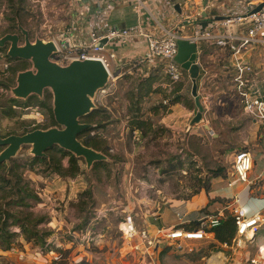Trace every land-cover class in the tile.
<instances>
[{
  "label": "rangeland",
  "instance_id": "1",
  "mask_svg": "<svg viewBox=\"0 0 264 264\" xmlns=\"http://www.w3.org/2000/svg\"><path fill=\"white\" fill-rule=\"evenodd\" d=\"M39 1L43 0H0V14L4 16L2 19L0 18V37L9 33H20L18 26H22L30 32L33 42L37 37L45 40L52 39V29L49 27L41 29L36 24L37 12L42 7ZM62 1L57 2L59 3L58 7H64L65 3ZM48 7L50 6L48 5ZM20 12L25 17L22 21L19 20ZM31 17L34 20L28 22ZM56 41L59 45L63 44L62 41ZM7 51L8 47L0 49V134L3 136L11 133H16L12 135H21L34 128L51 127L49 111L40 107L39 112L45 119L42 124H38L36 120H30L29 112L22 107L15 109L17 115L15 118L3 116V108L8 105L7 101L12 96L11 89L16 85L17 73L13 72L11 68L17 71L20 68L30 69L32 67L31 63L25 61L14 60L13 63H10ZM112 69L113 74L116 73V67L113 66ZM147 69L150 67L147 66ZM124 70H131V73H127L117 85L114 83V78L111 79L106 91L99 92L95 99L97 107L105 110L101 117L106 119L107 123L104 126L107 127L103 128L104 132L100 131L103 132L101 142L108 145L110 157H108L109 161L105 163L106 166L99 165L92 168L87 174V181L94 192V200L87 201L84 212L76 210L72 215L74 218H82L83 227L90 228L89 231H91L94 240L86 246L97 256H100L99 261H104L105 264H134L133 262L140 259L142 255L139 252L134 253L131 249V240L124 239L122 230L126 227L124 223L127 214L134 217L136 238L139 232L136 227L138 224L143 225L141 215L145 214L146 208L148 211L150 210L153 218L161 217L164 212L165 221L174 225L179 222L181 212L188 213L192 218H197L210 212H216L232 203L233 190L228 187V180L233 167L234 155L238 151L246 150L252 155L254 160L252 180L258 179L254 187L256 191L264 190V174L260 173L264 168V125L254 126L251 120L245 119L246 116L238 93L233 96L234 94L226 89L225 94H221V99L215 104L210 106L208 103V119L211 122V126H209L213 128V133L200 127L201 135L185 136L184 127H181L180 131V129H172L167 127L166 123H162V119L166 116L181 115L179 112H172L171 108L175 104L171 106L170 112L167 114L161 110V106L163 102L167 101L170 104V101L176 96L173 97V93H176L177 90H180L179 95L182 96V101L179 104L183 102L189 106V103L193 102L192 84L187 81L172 83L166 77L163 67L154 68L151 74L157 79L155 85L158 90L137 103L138 92L136 89L144 79L146 68L139 64L135 66L134 63H128ZM259 79L264 82V74ZM45 94L51 97L46 102L52 106V93L48 90ZM223 96L224 98H222ZM20 102L24 103L25 101L20 100ZM136 109H140L143 119L153 125L145 138L140 137V134L131 133V129L128 128L129 118L134 115L131 110L135 111ZM156 109L158 112H155ZM198 112L199 108L197 107L193 116L196 117ZM229 114L238 118L242 117V120L246 121L232 126L229 119L226 118ZM197 124L203 126L201 122ZM246 126L252 128L247 130V137H251L248 143H245L247 140ZM231 128H233V132H230ZM54 149L50 150L48 155L57 159L60 155ZM29 150V147H24L14 161L21 166H30L31 168L35 166L44 178L53 180L51 171L53 166L40 162L33 163L32 156L27 155ZM62 164L63 168L67 169L69 158L63 159ZM21 169L23 168L18 170L21 173L24 172ZM24 181L27 182L28 177L23 179V184H25ZM151 185L154 186V189L147 187ZM241 189L242 187L238 186V190ZM4 195L5 193L0 191V197ZM135 199H148L151 202L139 206L135 205ZM56 203L57 212L63 211L64 204L59 201ZM10 210H14V212L19 210L22 214L21 218L32 214L27 208L11 206ZM37 216L36 218L45 217L41 213ZM14 227L10 225L8 229L15 233ZM75 227L76 224L73 225V229ZM42 230L43 233L49 232L48 229ZM97 236H103L104 241L102 243L95 242L98 241ZM159 238L165 239L161 236ZM107 239L116 241L117 252L108 247ZM167 242L164 241L162 245L164 253L158 256L161 264H163L164 257L167 261V254H170L171 259L176 261L178 254L184 251L185 253L181 255V262L184 264H199L202 256L205 255L206 249L202 247L197 252V246H201L200 244L194 247L193 252H188V249L179 250L174 244L169 246V242ZM216 246L217 250H220L218 243ZM49 247L59 256L58 260H55V255L50 253ZM59 247L54 246V243L48 247L45 246V252L46 250L48 252L42 256L44 261L40 260V263L59 264L64 262L63 264H66V260H68L66 251L63 248L58 250ZM41 249L39 248L35 252L27 251L26 254L21 251L20 255L17 254L18 257L15 258L8 254L0 255V264H37L33 261L37 259L36 254ZM22 254L25 256L24 258H22ZM104 257L107 258L103 259ZM99 261L95 259L94 262L99 264ZM155 261L158 262L154 259ZM79 264H85V261Z\"/></svg>",
  "mask_w": 264,
  "mask_h": 264
},
{
  "label": "crops",
  "instance_id": "2",
  "mask_svg": "<svg viewBox=\"0 0 264 264\" xmlns=\"http://www.w3.org/2000/svg\"><path fill=\"white\" fill-rule=\"evenodd\" d=\"M58 1L59 0L39 1L42 7L37 12L38 16L36 15V24L39 25L41 29H46L48 27L52 29V40L55 42H57L56 40H67L71 44H77L80 42H87L89 40L90 32L93 31L94 28V18L97 14L103 13V9H107V13L104 15L105 23L101 24L98 29H95L97 33L101 35L108 34L114 29H134L139 26L144 27L145 30L150 32L155 30L158 24L175 27L177 30L182 31V33L190 35L192 34V27L190 24H186L185 18L200 8H203L206 14L213 13V16L218 19L228 15H238L252 11L254 8H256V3L260 0H142V5H138L135 2L136 0H63L62 3H65L64 7H58ZM48 5L50 7H48ZM171 7L172 10H170ZM18 15L20 21L25 18L23 13L21 15V12ZM3 17V14H0V18L2 19ZM211 18L209 15L205 22L211 21ZM33 20L34 18L31 17L28 19V22ZM108 49H111L117 53L118 60L115 63L117 65L116 73H114L113 77L114 83L117 85L121 82V80H123V77L127 73H131V70H124V67H126L128 63H134V65L137 66V62L145 58L148 46L143 40H136L133 42H128L125 45L117 43L116 46H109ZM199 60L201 69L197 84L199 103L203 108V116L200 121L203 123V126H200L197 124L198 122L194 121L195 117L193 114L195 113V109L197 107L199 108L194 96L193 102H190L189 106H186L183 102H181V104H177L171 108L173 113L179 112L181 115L176 116L173 114L162 119V123H166L167 127L169 128L180 129L181 131V127H184L185 136L201 135L200 127H203L205 131H209L206 129L207 125L211 126V122L208 119L209 108L207 105L209 103L211 106V104H215V102L221 99V94H225L226 89L231 86L232 78L235 74V62L231 54L227 52V50L220 49L215 45L202 44L200 46ZM243 62L253 65L255 76L259 80L258 82H260L259 77H262L264 74V57L262 53L257 50L250 52L244 55ZM141 66L146 68L144 78H148L155 68L148 64H143ZM147 66L150 67V69H147ZM21 69L22 68L19 69L17 74L19 72L25 71ZM185 81L192 84L193 90V82L188 73L185 74L181 82ZM155 84L153 86V90L157 89ZM152 94L154 93H151L149 96ZM222 98H224V96ZM35 108L36 107L25 108V110L29 112L28 118L30 120H37L40 115L37 113V111H35ZM227 116L228 117L226 118L229 119L232 126L238 125L239 122L245 123V119L251 120L246 115L244 120H242V117L238 118L233 114H229ZM252 122L254 123V126L264 125L254 121ZM248 129L250 130L252 128L250 126L245 127L246 137ZM210 130L213 132L212 127H210ZM232 130L233 128H231L230 132H233ZM250 139V136L247 137L245 143H248V140ZM80 166L83 172L82 174L74 178H70L62 177L59 174L53 173V180L52 178H49L50 180L44 178L42 174L39 173V169L35 166L32 168L30 166H25V168L21 169V171H24L22 172L23 179L28 177V181H24L26 189L37 196L40 202H34L30 198L25 199V203L28 204V207L19 208H27L30 210L29 212L32 214L27 215L30 217V220L36 221L42 219V221L37 224V232L42 234V229H48L49 235L45 237V241L48 239L53 242L57 248L60 246L58 250L63 248V250L66 251L68 256L66 264H79L82 261H85V264H95V259H98L99 261L101 257L97 256L95 252L88 249L86 245L83 246L79 243V236L87 233L90 228L87 227L86 229L85 226L83 227L82 218H74V216H72L74 211L78 210L77 207L80 200V194L86 189L91 188L89 182L87 181V174L89 172H87L86 164L83 160L80 161ZM68 167L69 165L66 168ZM12 168L13 167L11 164L8 177L12 171ZM94 168L95 166L93 169ZM260 173L264 174V168ZM238 186L240 185L238 184L232 189V198L240 192V190H238ZM147 187L154 189L153 185ZM135 200V205L139 206L143 203L150 204L151 202L148 199ZM57 201L64 204L63 211L59 213L55 209L57 207ZM247 201L248 197L245 198L246 203ZM39 213H41V215H45V217L36 218L38 217L37 215ZM181 214L187 215V217L191 220L195 219L194 217H190L188 213L181 212ZM19 216L21 218L22 214L20 213ZM141 217L143 218V225L140 226L138 224L136 229L138 228L137 231L139 232L137 237L130 244L134 253L139 252L142 255L140 256V259L138 258L133 263L161 264L160 260H158V256L164 253L165 250L162 248V245L164 241H167L159 237L165 230L181 226V217L177 224H168V222L164 219V212L161 217L153 218L150 210L148 211L147 208L145 209V214H142ZM75 224L76 227L73 229V225ZM12 226H15V233L17 234L16 243L13 245L10 251L4 252L1 250L0 255L8 254L10 257L15 258L18 257L17 254L20 255L21 251L23 254H26L27 251L31 250L34 252L35 250L38 251L41 246L37 240L32 239L31 242H25L26 240L21 231V226L16 224ZM96 238H98V241L95 242L102 243L104 241L102 239L103 236H97ZM211 238L214 239V235H212ZM106 243L108 244V247H111L115 252H117L116 241L108 240ZM168 245L172 246L170 243H168ZM201 247L206 249V251L199 264H206L205 259H207L213 252L210 250L212 247L205 245L197 246V252L202 249ZM184 253L185 252L182 251L181 254H178L179 256L176 261L171 259L170 254H167V261L164 257V259H162V263L184 264L181 262V255ZM23 254L21 255L22 258L25 257ZM107 257H104L103 259ZM154 259H156L158 262H154ZM38 260L39 259L37 258L33 262L41 264L40 260ZM99 264H105V262L99 261Z\"/></svg>",
  "mask_w": 264,
  "mask_h": 264
},
{
  "label": "built area",
  "instance_id": "3",
  "mask_svg": "<svg viewBox=\"0 0 264 264\" xmlns=\"http://www.w3.org/2000/svg\"><path fill=\"white\" fill-rule=\"evenodd\" d=\"M135 2L142 5V0ZM262 3L264 0H260L256 4L259 6ZM106 11L107 9H103V13L95 16L94 28L90 32L87 42L71 44L65 40L62 41V45L56 42L58 53L51 59L62 65H65L69 60H101L113 79L112 67L117 66L115 63L118 57L115 51L108 49L109 46H116L117 43L125 45L131 41L143 40L146 42L148 50L145 58L137 64H148L155 68L161 66L166 77L172 83H179L187 72L176 61L178 42L184 40L197 46V64L199 66L200 46L212 44L227 50L235 62V74L228 89L234 94L233 96L238 93L244 114L252 121L264 124V82H258L252 64L243 62L244 55L255 50L260 51L264 57V7L257 13L248 11L244 14L228 15L218 19L213 16V13H208L204 17L205 11L200 8L185 18L186 24H190L192 27L190 35L182 33L175 27L161 24H158L155 30L150 32L139 26L134 29H114L108 34L101 35L95 29L105 23ZM209 15L210 18L212 17L211 21L206 22L208 25L203 28ZM104 40L107 43L99 47ZM35 111L40 114L36 122L42 124L45 121L44 116L39 112L38 107L35 108ZM253 169L252 155L246 150L236 152L228 187L233 189L239 184L242 189L232 198L233 202L214 213H208L194 220L181 214V227L167 229L161 237H164L170 244L176 245L181 251L188 249V252H193L197 244L211 246L215 251L205 259L206 264H264V239H261L264 238V190L256 191L254 186L258 179L252 180ZM260 176L262 177V175ZM246 197H248L247 203L245 202ZM228 214L235 220L236 235L230 244H221L216 240L213 230L223 224ZM133 218L131 214H127L124 223L126 227L122 231L125 240L129 239L131 242L135 239L136 234ZM188 225H195V227L187 229ZM262 234L263 237H261ZM212 235H214V239L211 238ZM93 240L89 230L79 236L80 244L83 246ZM45 242L47 247L53 244L50 240ZM216 243L220 245V250H217ZM49 251L55 255V260L59 259L51 247H49ZM46 252L48 251L46 250ZM46 252L41 249L39 254L45 256Z\"/></svg>",
  "mask_w": 264,
  "mask_h": 264
},
{
  "label": "water",
  "instance_id": "4",
  "mask_svg": "<svg viewBox=\"0 0 264 264\" xmlns=\"http://www.w3.org/2000/svg\"><path fill=\"white\" fill-rule=\"evenodd\" d=\"M264 3L254 8L251 13H257ZM207 14H204L206 17ZM204 22L203 28L207 27ZM20 33H9L0 37V49L8 47V58L15 61L31 63L32 67L19 72L16 85L11 89L12 96L21 101L30 97H44L46 91L53 95L52 113L57 126L48 129H36L23 135L2 137L0 134V165L7 166L6 177L11 168V160H15L24 147H29L27 155L32 158H48V152L56 147L76 158L82 159L89 172L100 163H107L108 156L86 146L80 135L92 128L91 124L82 120L97 110L95 99L99 92L106 90L111 81V74L101 60H69L62 65L51 58L58 53V47L52 39L37 37L33 42L28 30L18 26ZM125 28H122L123 30ZM107 43L104 40L99 47ZM197 46L188 41L178 42L176 61L190 75L193 82L192 94L196 98L199 112L195 122L202 119L203 108L199 103L197 80L200 76V66L197 64ZM206 129L210 130L209 126Z\"/></svg>",
  "mask_w": 264,
  "mask_h": 264
},
{
  "label": "trees",
  "instance_id": "5",
  "mask_svg": "<svg viewBox=\"0 0 264 264\" xmlns=\"http://www.w3.org/2000/svg\"><path fill=\"white\" fill-rule=\"evenodd\" d=\"M9 62L13 63L14 60L8 58ZM10 69V68H9ZM28 68H22L21 70H26ZM11 70L15 73L17 71L15 69ZM157 82V79L152 74L148 78H144L142 82L137 87V103H139L143 98L149 96L151 93H155L158 89L153 90L154 84ZM180 90H177L176 93H173L174 99H172L169 104V102L162 103L161 110L164 111L166 114L170 112L171 106L174 104H179L180 101H182V96H180L179 93ZM49 99H51L50 96L44 94V98L40 99L36 96L30 97L27 101L24 103H21L20 100L11 98L7 101L8 105L3 108V116L5 118H15L16 115V108H29V107H40L43 109H47L51 116V127L57 126L53 113H52V106L48 104ZM168 100V99H167ZM166 100V101H167ZM165 103V104H164ZM132 109V108H131ZM105 110H102V108H98L97 110L93 111L90 115L86 116L83 120L84 123L91 124L92 128L89 130L83 132L79 139L88 147L93 148L94 150L100 151L104 153L106 156L110 157V149L108 148V145L101 142V135L104 132L103 128L107 127L106 125V119L104 117H101V114ZM133 112V116L129 118V124L128 128L131 129V133H139L141 136L145 138L148 133L152 129V123L147 122L143 119V117L140 115V109H136L135 111L131 110ZM135 112V113H134ZM155 112H158V109L155 110ZM47 128H34L30 131H34L36 129H48ZM30 131H25L23 134H26ZM103 131V132H100ZM96 133V134H94ZM99 133V134H98ZM12 134L5 135L3 137H8ZM56 153L60 155L59 158L55 159L53 156H49L48 158H34L33 163L40 162L46 165L53 166V170H51L53 173L59 174L62 177H70L74 178L80 174H82L80 161L82 159L76 158L74 155L70 154L69 152H66L62 149H59L56 147L54 149ZM1 152V150H0ZM66 157L69 158V167L67 169L63 168L62 161ZM99 165L106 166L107 164L100 163L97 164L95 167H98ZM25 168L23 165L16 163L13 161V168L9 175L10 178L6 177V168L7 166L0 165V191H3L5 193L4 196L0 197V251H10L13 247V245L16 243L15 240L17 238V234L11 232L8 227L10 225H20L21 231L24 235L25 242H31L32 239L37 240L40 244V248L44 249L45 247V237L49 235L48 232H44L42 234L38 233L36 230L37 224L42 221L40 220H30V217L27 216L25 219L20 218V211L10 210L11 206L14 207H28V204L25 203V199H31L34 202L39 203L40 200L37 196H35L32 192H29V190L26 189V185L23 184V173L18 170L20 168ZM8 190V191H7ZM23 193V194H22ZM94 193L92 192L91 188L86 189L84 192H82L79 196L80 200L78 203V210L80 212H84V207L87 204V201L94 200L93 198ZM9 201H6L8 200ZM2 201V202H1ZM5 202V204H4ZM211 213V212H210ZM11 221V222H10ZM181 227V226H179ZM187 229H194L195 225H188L186 226ZM213 233L215 234L216 240L221 243H228L230 244L232 240L235 238L236 235V223L234 218L228 214L225 220L223 221V224L214 229ZM45 250V249H44ZM37 258L41 261H44V257H42L39 253L36 254ZM64 263V262H63ZM60 262L59 264H63Z\"/></svg>",
  "mask_w": 264,
  "mask_h": 264
},
{
  "label": "flooded vegetation",
  "instance_id": "6",
  "mask_svg": "<svg viewBox=\"0 0 264 264\" xmlns=\"http://www.w3.org/2000/svg\"><path fill=\"white\" fill-rule=\"evenodd\" d=\"M0 150L2 151L3 148H1ZM48 156H49V155H48ZM33 160H34V159H33ZM13 161H14V160H11L12 167H13ZM2 165H4V164H2ZM23 167H25V166H23Z\"/></svg>",
  "mask_w": 264,
  "mask_h": 264
}]
</instances>
